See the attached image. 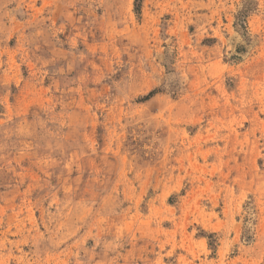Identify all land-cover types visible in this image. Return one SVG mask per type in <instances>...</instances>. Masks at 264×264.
<instances>
[{
  "label": "rangeland",
  "instance_id": "obj_1",
  "mask_svg": "<svg viewBox=\"0 0 264 264\" xmlns=\"http://www.w3.org/2000/svg\"><path fill=\"white\" fill-rule=\"evenodd\" d=\"M0 264H264V0H0Z\"/></svg>",
  "mask_w": 264,
  "mask_h": 264
},
{
  "label": "trees",
  "instance_id": "obj_2",
  "mask_svg": "<svg viewBox=\"0 0 264 264\" xmlns=\"http://www.w3.org/2000/svg\"><path fill=\"white\" fill-rule=\"evenodd\" d=\"M139 1V0H138Z\"/></svg>",
  "mask_w": 264,
  "mask_h": 264
}]
</instances>
